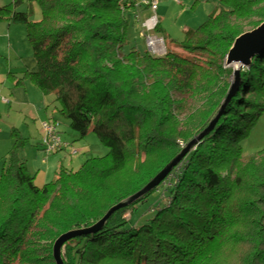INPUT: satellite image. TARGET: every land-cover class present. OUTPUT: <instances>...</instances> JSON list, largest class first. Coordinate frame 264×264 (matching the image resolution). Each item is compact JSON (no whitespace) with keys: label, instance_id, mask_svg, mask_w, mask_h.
Instances as JSON below:
<instances>
[{"label":"trees","instance_id":"16d2710c","mask_svg":"<svg viewBox=\"0 0 264 264\" xmlns=\"http://www.w3.org/2000/svg\"><path fill=\"white\" fill-rule=\"evenodd\" d=\"M21 2L0 6V21L24 26L37 66L16 85L26 79L54 95L70 130L80 138L92 132L108 148L77 171L60 167L37 187L18 156L28 140L10 131L13 144L0 170V264H54L59 235L93 225L207 126L230 86L225 56L246 26L264 22V0H219L176 42L187 57L128 47V12L136 7L130 0H36L38 21L16 10ZM154 32L163 33L159 24ZM189 99L200 104L179 120L175 108ZM263 111L264 50L240 71L236 92L179 163L176 180L165 183L179 165L161 183L168 185L164 203L145 210L149 218L140 210L157 186L117 210L98 231L65 243L64 264H264V149L243 162L240 145ZM142 157L134 180L118 186L117 175Z\"/></svg>","mask_w":264,"mask_h":264},{"label":"rangeland","instance_id":"374dc122","mask_svg":"<svg viewBox=\"0 0 264 264\" xmlns=\"http://www.w3.org/2000/svg\"><path fill=\"white\" fill-rule=\"evenodd\" d=\"M13 0H0L1 5L10 4ZM128 1V0H127ZM191 1V0H190ZM189 0H178L179 3L175 2V0H159L157 4V11H151L147 8L145 14L140 16V19L137 20L134 15V11L131 9L128 12V19H129V27L127 31V41L129 43L128 47L135 46L139 51H148L146 45V37H156L162 38L163 44L161 47V52L154 54V56H162L165 54L166 49H169L173 53H176L181 56H189V53L178 47L176 42H180L184 39V32L188 29H195L199 25H201L204 21L207 20L208 15L214 10V7L219 4V0H197V4L194 5V0L190 2ZM130 2H135L136 6L140 2V0H130ZM141 3V2H140ZM134 9V8H133ZM17 11L29 13V17L32 21H38L41 19V10L36 2V0H22V2L16 7ZM151 16H156L157 20L161 22V28L164 30L162 34L152 31H145L142 30L141 23L145 21L147 18ZM14 25V24H13ZM18 25V24H15ZM22 26V25H20ZM24 28V26H23ZM250 28L246 26L245 30H249ZM24 41V42H23ZM23 42V43H22ZM21 43V44H20ZM14 46H16V40L14 42ZM18 48L23 52L25 48L30 50V45L27 41L26 36L22 40H17ZM9 49L8 43L6 40H0V66L5 71L6 68V60H5V52ZM150 53V52H149ZM153 55V54H152ZM238 65H230L226 68H230L231 70L235 68H239ZM245 68V66L240 67V71ZM1 71V70H0ZM232 75V74H231ZM230 84L233 82V77L230 76L229 79ZM173 98L178 100V96L173 93ZM54 95L49 94L46 95V101L50 103V115L54 117L59 122V130H61L60 136L62 141L66 144V147L62 148L58 151V153H51L49 155H45L41 152L42 157L41 161L49 162L50 167L54 166V168L50 169V173L45 175L44 171L41 172L39 177H35V172H30L32 177L34 178V184L37 187H41L46 183L52 182L55 179V171L59 170V166L65 170L77 171L82 164L92 157H104L108 153V148L105 147L97 138V136L90 132L85 137L80 138L77 133L73 132L69 129V122L68 120L62 118L58 115L54 109ZM200 104L199 99H189L187 100L184 105L182 106L181 110L175 108V113L180 114L178 117L179 120H182L184 114L191 112L193 109L198 107ZM179 112V113H178ZM15 115L6 116L3 114L2 120L4 122L13 121ZM16 125L18 127V131L20 132L23 138H26L29 144L26 146L25 153L31 157L34 155L36 151L35 142L39 139L40 132L42 135L41 126L37 125V122H32L31 124L34 127L33 131L29 132L25 127V124H20V120H16ZM72 134V136H71ZM27 142V143H28ZM26 143V144H27ZM177 144L179 146H183L185 143L181 140H177ZM241 150H242V161L246 162L247 160L254 158L264 149V111L258 116L256 121L254 122L253 126L248 132L247 137L244 141L240 143ZM25 146L23 148H25ZM68 146V147H67ZM82 147L81 150H79ZM22 148V149H23ZM21 150V149H20ZM76 153H72L73 151ZM22 153V150L21 152ZM24 153V155H25ZM19 155V154H18ZM145 160L144 157L141 159L136 158V160H131L130 163L126 166L125 170L117 175L115 178V183L118 186H125L127 183L131 182L135 178V170L134 167L136 163L141 162L143 163ZM185 162L181 163L178 168L175 170L173 175H171L170 179L167 181L166 184L170 182H174L176 180L174 177L176 173L182 171ZM1 166V165H0ZM2 167H0L1 170ZM55 169V170H53ZM45 175V176H44ZM168 185H165V187ZM165 187L162 184L157 187V189L151 193L144 203V206L140 208V210H148L151 209L154 205H161L162 202L164 203V195ZM139 210V211H140ZM132 210H127L124 214V217L128 219L131 215ZM145 217L149 218L152 214L145 211ZM141 219V218H140ZM52 254V251H51ZM114 264V263H108Z\"/></svg>","mask_w":264,"mask_h":264},{"label":"crops","instance_id":"0c3cea01","mask_svg":"<svg viewBox=\"0 0 264 264\" xmlns=\"http://www.w3.org/2000/svg\"><path fill=\"white\" fill-rule=\"evenodd\" d=\"M192 1L193 0L190 2ZM175 2L179 3L178 0H175ZM195 4H197V0H194V5ZM157 10L158 8L156 11ZM133 11L135 18L139 20L140 16L145 14L147 8L145 6H136ZM158 24L161 27V22L159 20ZM162 31L164 32L163 29ZM25 36L26 31L23 26L15 24L13 25L8 21H0V40H6L9 46L8 51L3 53L6 56L5 60L7 63L5 71H3V68L0 66V167L3 166L7 154L12 147L13 141L10 137V131L12 128L18 129L15 122L16 120L21 119L20 124H25L28 132L29 129L30 131L34 130V127L31 124L32 122H37V125L41 126L44 121H57L50 115L51 105L46 101V95L42 94L39 89L33 86L26 79L22 80L20 84L16 85L18 80L22 78V75L25 71L35 72L37 69L36 63L33 59L32 51L30 52L25 48V50L22 52L17 46V40H22ZM15 40L16 46H14ZM10 74L13 77H9ZM2 98L6 99V102L2 101ZM53 104L55 109L54 100ZM3 114H6V116L15 115L16 117L13 119V121L4 122L2 120ZM40 137L41 132L39 139H37L35 142V146L38 151H36L34 155H31L30 157L25 153L27 149L26 146L29 144V142L26 144L25 148L21 149L22 153H20L21 150L19 151L18 155L21 161L26 163L28 170L30 172H35V177H39L43 171L45 175L48 176L50 169L54 168V166L50 167L49 162L43 163L41 161L42 154L40 152L41 148L39 146ZM65 144L68 143L65 142ZM69 145L70 144H68V146ZM81 149L82 147L79 150ZM60 151H56L55 153ZM56 172L57 171H55V173Z\"/></svg>","mask_w":264,"mask_h":264},{"label":"water","instance_id":"95a60500","mask_svg":"<svg viewBox=\"0 0 264 264\" xmlns=\"http://www.w3.org/2000/svg\"><path fill=\"white\" fill-rule=\"evenodd\" d=\"M264 50V22L260 23L252 30L246 31L237 36L231 47L229 48L225 59L224 66L230 65L248 66L251 59ZM240 67L232 70L233 82L230 84L225 99L219 107L218 112L208 122L207 126L189 140L155 176H153L142 188L135 193L121 199L116 204L110 206L105 214L93 225L88 228L76 229L67 231L59 235L52 244V259L54 264H64L65 243L75 238L78 235L93 233L104 226L106 221L116 212L122 208L131 206L138 202L141 198L146 196L149 192L159 186L172 172V170L179 165L182 159L194 148L205 135L209 134L216 123L217 118L225 107L226 102L236 92L240 80Z\"/></svg>","mask_w":264,"mask_h":264},{"label":"built area","instance_id":"2783aa9c","mask_svg":"<svg viewBox=\"0 0 264 264\" xmlns=\"http://www.w3.org/2000/svg\"><path fill=\"white\" fill-rule=\"evenodd\" d=\"M159 0H140L142 5H145L151 11H156ZM158 24L156 16H151L141 23V27L145 31H152ZM155 41V42H154ZM162 38L146 37V45L151 54L161 52L163 44ZM2 101L6 102V99L2 98ZM59 122L57 121H44L41 125L42 135L40 137L39 146L42 153L49 155L62 148L66 147V144L62 141L59 130ZM72 153H76L74 150Z\"/></svg>","mask_w":264,"mask_h":264},{"label":"bare ground","instance_id":"6f19581e","mask_svg":"<svg viewBox=\"0 0 264 264\" xmlns=\"http://www.w3.org/2000/svg\"><path fill=\"white\" fill-rule=\"evenodd\" d=\"M155 42V41H154Z\"/></svg>","mask_w":264,"mask_h":264}]
</instances>
